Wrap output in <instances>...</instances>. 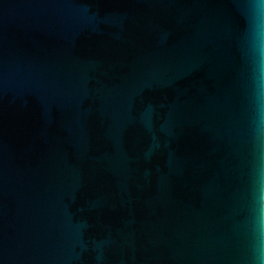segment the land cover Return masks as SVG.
Masks as SVG:
<instances>
[{
	"label": "water",
	"instance_id": "1",
	"mask_svg": "<svg viewBox=\"0 0 264 264\" xmlns=\"http://www.w3.org/2000/svg\"><path fill=\"white\" fill-rule=\"evenodd\" d=\"M0 264H264V0H0Z\"/></svg>",
	"mask_w": 264,
	"mask_h": 264
}]
</instances>
